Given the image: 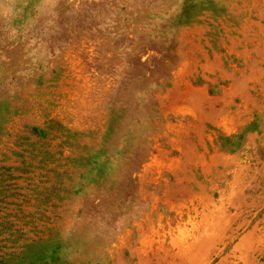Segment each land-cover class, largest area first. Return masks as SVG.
<instances>
[{
	"label": "rangeland",
	"instance_id": "1",
	"mask_svg": "<svg viewBox=\"0 0 264 264\" xmlns=\"http://www.w3.org/2000/svg\"><path fill=\"white\" fill-rule=\"evenodd\" d=\"M0 264H264V0H0Z\"/></svg>",
	"mask_w": 264,
	"mask_h": 264
}]
</instances>
